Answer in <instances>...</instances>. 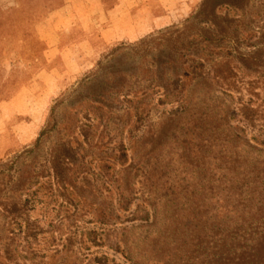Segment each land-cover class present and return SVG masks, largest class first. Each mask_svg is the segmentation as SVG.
Wrapping results in <instances>:
<instances>
[{
	"label": "rangeland",
	"instance_id": "rangeland-1",
	"mask_svg": "<svg viewBox=\"0 0 264 264\" xmlns=\"http://www.w3.org/2000/svg\"><path fill=\"white\" fill-rule=\"evenodd\" d=\"M66 2L0 0V264H228L264 199V0Z\"/></svg>",
	"mask_w": 264,
	"mask_h": 264
},
{
	"label": "trees",
	"instance_id": "trees-1",
	"mask_svg": "<svg viewBox=\"0 0 264 264\" xmlns=\"http://www.w3.org/2000/svg\"><path fill=\"white\" fill-rule=\"evenodd\" d=\"M59 1V0H55ZM96 0H67L65 7L54 14L67 13L69 19L72 22L77 20L80 23H87L89 28H92V20H95L94 16L87 12V18L78 17V12L81 9H86L95 3ZM22 2V0H18ZM98 12H101L102 6L96 3ZM103 10V9H102ZM104 13V12H103ZM250 148L252 145L264 147V142H257L255 139L249 141ZM255 195V193L253 194ZM248 205H239L242 208L243 215L248 218H244L243 222L239 227L236 226L235 232L232 233L228 245L227 262L228 264H264V199H260L258 203L254 202V197L250 199ZM224 245H226L224 243ZM223 255V256H224Z\"/></svg>",
	"mask_w": 264,
	"mask_h": 264
},
{
	"label": "crops",
	"instance_id": "crops-1",
	"mask_svg": "<svg viewBox=\"0 0 264 264\" xmlns=\"http://www.w3.org/2000/svg\"><path fill=\"white\" fill-rule=\"evenodd\" d=\"M158 1L160 2V4H159ZM157 2H158L157 5H160V6H158V7H164V6L167 7V6H166L167 4H165V3L163 4V0H157ZM162 4H163V6H162ZM131 9H134V8H131ZM132 11H133V10H132ZM132 11H131V12H132ZM144 11H146V10H144ZM113 13H114V12H113ZM132 13H133V12H132ZM113 15L115 16V13H114Z\"/></svg>",
	"mask_w": 264,
	"mask_h": 264
}]
</instances>
